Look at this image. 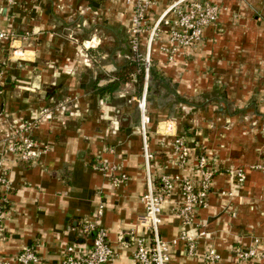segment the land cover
Listing matches in <instances>:
<instances>
[{
    "label": "crops",
    "instance_id": "crops-1",
    "mask_svg": "<svg viewBox=\"0 0 264 264\" xmlns=\"http://www.w3.org/2000/svg\"><path fill=\"white\" fill-rule=\"evenodd\" d=\"M155 1L144 44L175 0ZM206 1L221 9L217 21L204 29L203 45L170 58L160 49L169 39L161 31L153 44L160 83L154 79L149 90L145 73L138 90L133 74L114 92L101 95L98 90L134 59L132 11L124 0H17L14 5L0 0V29L13 35L0 42V138L15 123L35 120L44 106L65 103V113H53L33 129L43 149L38 158H3L10 182L0 186V195L7 192L9 198L0 221V264H22L17 257L28 247L40 257L38 264H61L66 245L89 243L99 227L107 230L113 246L109 264H138L134 237L149 235L138 105L144 93L152 110L156 174L198 177L195 161L201 155L220 168L230 163L247 171L241 186L234 172L218 170L208 206L197 211L193 223L175 213L178 191L166 199L161 234L171 245V264H210V248L221 255L219 264H237L239 249L256 239L264 242V172L250 167L264 164V138L257 129L252 138L239 114L256 98L255 88L264 95V0ZM84 43L92 45L88 62ZM196 96L220 103L219 119L231 120L232 127L203 119L198 127L182 123L176 110L184 105L200 109ZM233 106L238 112H231ZM255 109L264 122V108ZM177 117L174 125L166 124ZM181 133L191 148L188 168L172 158V141ZM104 164L125 172L127 179L114 184L101 169ZM88 220L98 222L96 231L83 232Z\"/></svg>",
    "mask_w": 264,
    "mask_h": 264
},
{
    "label": "built area",
    "instance_id": "built-area-1",
    "mask_svg": "<svg viewBox=\"0 0 264 264\" xmlns=\"http://www.w3.org/2000/svg\"><path fill=\"white\" fill-rule=\"evenodd\" d=\"M10 5L16 4L17 0H5ZM131 8L130 26V47L134 54V59L140 62L148 77L151 69V57L154 51V42L159 32H164L168 36L167 45L160 47L161 51L169 53L170 58L178 53H183L188 48H193L199 44L204 37V29L214 24L219 17V6L206 0H175L153 25L151 34L146 42L142 41V36L148 26L149 11L155 5V0H124ZM172 14V16H170ZM149 27V26H148ZM13 37L8 31L0 29V42ZM86 49L84 57L89 61L87 50L92 47L87 43L83 44ZM147 95L144 93L139 100L141 109L140 132L142 135V153L144 158V169L147 179V190L142 196L145 205L144 219L148 222L149 235L147 237H134L136 243L135 260L138 264H171V245L161 234L163 222L162 210L166 199L174 192L180 193L181 201L175 213L186 223H193L197 218V211L205 208L209 203V196L212 191L213 179L217 165L210 161L206 155H201L195 161L198 177L188 174H171L167 172L156 174L155 172V152L151 148L150 124L152 116L147 107ZM65 113V103L60 102L58 106H44L37 118L31 121H21L4 131L0 138V186L9 185L10 179L3 168L2 162L6 154H10L19 160L30 161L38 158L42 154L40 148L33 137V129L41 123L47 116L52 114ZM173 160L181 168L190 167L191 148L186 139L176 135L172 141ZM45 150V149H44ZM106 176L113 179L114 184H119L127 179L125 172H118L115 166L104 164L101 168ZM234 176L238 183L246 180L245 171L238 168ZM222 194H225L223 191ZM9 198L7 192L0 195V221L4 217ZM102 204L98 210L102 213ZM98 222L88 220L83 225V232L96 231ZM120 239L124 241V236ZM190 250L194 245L190 237H187ZM114 250L108 239V232L105 228L99 227L94 238L87 244L77 242L70 243L65 247V256L61 264H109L113 257ZM18 261L22 264H38L41 259L30 247L19 253ZM206 259L210 264H219L221 255L213 248L207 251ZM264 262V242L256 239L244 249H239L235 254L237 264H257Z\"/></svg>",
    "mask_w": 264,
    "mask_h": 264
},
{
    "label": "rangeland",
    "instance_id": "rangeland-1",
    "mask_svg": "<svg viewBox=\"0 0 264 264\" xmlns=\"http://www.w3.org/2000/svg\"><path fill=\"white\" fill-rule=\"evenodd\" d=\"M221 9V7L219 6V10ZM255 14V13H254ZM204 42V37L203 40L197 44V45H203L202 43ZM197 45H195L194 47H196ZM154 63V59H153V53H152V57H151V68L156 67L153 66ZM138 65L140 66V62H138ZM157 68V67H156ZM220 88L222 90H225L226 87H222L220 86ZM256 91V98L254 99V97L252 98V102L249 104V106L247 108L244 109V111L240 112V120L244 123L245 126V130L246 132L252 137L254 138V129H257L259 131V135L261 137L264 138V122H260V117L258 116L260 113L258 111V109L254 111V105H259V107L261 106V109L264 108V95L261 94V91L257 90V88H255ZM197 98V103L202 104V106H200V109L198 108H189V107H185L182 106L181 108L177 109L176 112L179 115V117H181L180 119L177 118H172L169 122H166V124L168 126L170 125H174L175 122H178V119L184 124H188V126L193 125V127L195 126H200L201 125V119H203L205 122H208L209 124L211 123V125H215V124H221L222 127H226V128H230L233 125V122L231 120H226L224 122H221V119H219V112H220V103L214 102V100H210V101H205L206 99H204V97L202 96V98H200V96H196ZM149 101V100H148ZM139 105V102H138ZM147 107L150 108V104H147ZM140 108V106H139ZM238 108L236 107H231V112H238L237 111ZM175 111V110H173ZM153 114V113H152ZM204 116H208V117H204ZM167 126V127H168ZM166 128H164L165 131ZM166 132V131H165ZM171 131H169L168 133H170ZM185 133V132H184ZM183 138H185L184 134L181 133ZM176 134H174L175 136ZM174 151V150H173ZM173 153V152H172ZM173 156V154H172ZM171 160V159H170ZM171 162V161H170ZM251 169H255V170H262L264 172V164H255L254 163L252 165H250ZM238 168H244L243 170L245 172L246 168L242 167V166H235V164H230L228 163V165H225V167L220 168L219 166L216 167L215 169V173H217L218 170H222L223 172H226L228 174H232L233 172L235 173V171ZM246 174V173H245ZM246 182L241 183V186H244Z\"/></svg>",
    "mask_w": 264,
    "mask_h": 264
},
{
    "label": "trees",
    "instance_id": "trees-1",
    "mask_svg": "<svg viewBox=\"0 0 264 264\" xmlns=\"http://www.w3.org/2000/svg\"><path fill=\"white\" fill-rule=\"evenodd\" d=\"M138 62L139 61L137 59H133L128 64L122 66L118 70V73L116 75V79L113 80L112 82H110L109 84H107L106 86L101 87L98 90V92L101 95L114 92L115 90H117L119 88V86L122 83H125L128 80H130L131 76L133 74H136V76H137V88H138V90H141V88L143 87V84H144L145 70L143 67L138 65ZM140 67L142 68L141 71L139 70ZM154 79H157L158 83H160V79L158 78V74L154 71L153 68H151L150 72H149V90L151 88V81H153Z\"/></svg>",
    "mask_w": 264,
    "mask_h": 264
},
{
    "label": "water",
    "instance_id": "water-1",
    "mask_svg": "<svg viewBox=\"0 0 264 264\" xmlns=\"http://www.w3.org/2000/svg\"><path fill=\"white\" fill-rule=\"evenodd\" d=\"M93 5L98 6V2L94 1Z\"/></svg>",
    "mask_w": 264,
    "mask_h": 264
},
{
    "label": "bare ground",
    "instance_id": "bare-ground-1",
    "mask_svg": "<svg viewBox=\"0 0 264 264\" xmlns=\"http://www.w3.org/2000/svg\"><path fill=\"white\" fill-rule=\"evenodd\" d=\"M87 44H89V43H87Z\"/></svg>",
    "mask_w": 264,
    "mask_h": 264
}]
</instances>
